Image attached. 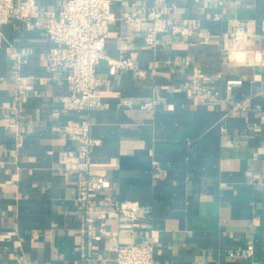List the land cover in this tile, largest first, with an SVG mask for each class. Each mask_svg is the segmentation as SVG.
Segmentation results:
<instances>
[{"label":"crops","instance_id":"obj_1","mask_svg":"<svg viewBox=\"0 0 264 264\" xmlns=\"http://www.w3.org/2000/svg\"><path fill=\"white\" fill-rule=\"evenodd\" d=\"M33 1L42 22L67 0ZM154 5L169 27L152 48L147 23L127 16ZM112 12L106 52L136 68L101 60L104 105L88 112L68 106L70 83L50 69L39 27L17 18L1 29L0 264H115L116 242L152 243L155 264H264V0H113ZM240 24L247 38L233 40ZM193 79L219 97L198 101L180 86ZM86 115L99 141L90 173L148 209L123 224L98 196L101 240L80 231L84 173L59 161L78 152L74 127Z\"/></svg>","mask_w":264,"mask_h":264},{"label":"built area","instance_id":"obj_2","mask_svg":"<svg viewBox=\"0 0 264 264\" xmlns=\"http://www.w3.org/2000/svg\"><path fill=\"white\" fill-rule=\"evenodd\" d=\"M113 0H67L59 10L48 11L41 22L30 17L33 0H0V32L4 24L17 18L25 20L27 26L39 27L50 41L48 65L57 79L70 83L71 93L66 98L69 107H77L85 112L102 107V78L98 74V64L107 60L111 68H136L129 57L113 58L106 52L109 37V23L114 18ZM18 6V7H17ZM127 18L134 24L147 23L145 33L146 44L155 47L168 31L169 21L158 5H154L145 15L128 14ZM264 36V32L262 34ZM247 38L242 24L237 25L233 40ZM240 78L229 79V86L240 84ZM180 86L189 90L200 102H211L219 97V93L199 83L197 79L187 80ZM122 105H130L131 101L123 98ZM245 106V102L239 103ZM78 142V152L70 154L63 150L59 158L66 170H78L84 173L78 181L77 200L83 214L81 234L92 240H101L107 233V212L96 204L98 196L105 203L112 202V212L124 220L123 224L134 222L148 211L137 201L120 200L111 193V181L104 175L90 173L91 149L99 141L90 134L88 116L83 117L74 127ZM114 237V236H113ZM115 238V237H114ZM81 255L86 257L85 247L80 248ZM252 253V246H248ZM155 250L152 243H120L116 242L115 264H155Z\"/></svg>","mask_w":264,"mask_h":264}]
</instances>
